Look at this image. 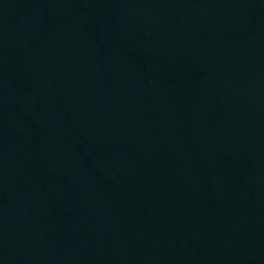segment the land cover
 Segmentation results:
<instances>
[{
    "label": "water",
    "instance_id": "water-1",
    "mask_svg": "<svg viewBox=\"0 0 264 264\" xmlns=\"http://www.w3.org/2000/svg\"><path fill=\"white\" fill-rule=\"evenodd\" d=\"M0 264H264V0H0Z\"/></svg>",
    "mask_w": 264,
    "mask_h": 264
}]
</instances>
